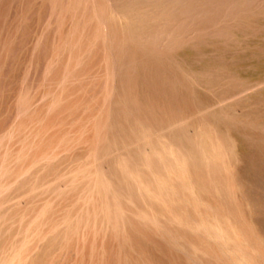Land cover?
Returning <instances> with one entry per match:
<instances>
[{
	"label": "rangeland",
	"instance_id": "1",
	"mask_svg": "<svg viewBox=\"0 0 264 264\" xmlns=\"http://www.w3.org/2000/svg\"><path fill=\"white\" fill-rule=\"evenodd\" d=\"M152 1L0 0V264H264V0Z\"/></svg>",
	"mask_w": 264,
	"mask_h": 264
},
{
	"label": "bare ground",
	"instance_id": "2",
	"mask_svg": "<svg viewBox=\"0 0 264 264\" xmlns=\"http://www.w3.org/2000/svg\"><path fill=\"white\" fill-rule=\"evenodd\" d=\"M94 1V0H93ZM127 1V0H126ZM136 1V0H135ZM148 1V0H147ZM158 1V0H157ZM162 1V0H161ZM170 1H172V0H170ZM180 1V0H179ZM186 1H188V0H186ZM194 1V0H193ZM198 1V0H197ZM206 1H210V0H206ZM213 1V0H212ZM215 1V0H214ZM228 1V0H227ZM226 1V2H227ZM242 1V0H241ZM240 1V2H241ZM243 1H245V0H243ZM248 1H250V0H248ZM252 1V0H251ZM259 1V0H258ZM110 2V1H109ZM108 2V3H109ZM130 2V1H129ZM152 2H155V0H153ZM159 2H160V0H159ZM163 2L166 4L167 2H165L164 0H163ZM181 2V1H180ZM194 2H196V1H194ZM200 2V1H199ZM224 2V1H223ZM247 2V1H246ZM114 3V2H113ZM141 3V2H140ZM143 3H147V2H143ZM161 3V2H160ZM163 3V4H164ZM169 3V2H168ZM173 3V2H172ZM171 3V4H172ZM182 3V2H181ZM185 3V2H184ZM197 3V2H196ZM195 3V4H196ZM210 3V2H209ZM215 3V2H214ZM213 3V4H214ZM219 3H220V0H219ZM228 3H229V1H228ZM233 4H235L234 2H232ZM250 3V2H249ZM251 3H253V2H251ZM264 3V2H263ZM120 4V3H119ZM148 4V3H147ZM150 4H152L151 2H150ZM149 4V5H150ZM157 4V3H156ZM190 4V3H189ZM202 4V3H201ZM204 4H206V2L204 3ZM212 4V3H211ZM211 4H209V6L211 5ZM222 4H224V3H222ZM221 3L220 4H216L217 6H219V5H222ZM232 4V5H233ZM247 4V3H246ZM256 4V3H255ZM115 5V4H114ZM141 5V4H140ZM168 5V4H167ZM173 5V4H172ZM177 5V4H176ZM183 5V4H182ZM198 5V4H197ZM196 5V6H197ZM227 5V4H226ZM225 5V7H228L229 5H227L226 6ZM238 5V4H237ZM250 5V4H249ZM78 6V5H77ZM85 6H87L86 5V3H85ZM95 6V5H94ZM109 6H110V4H109ZM174 6V5H173ZM205 6V5H204ZM206 6H207V4H206ZM213 6V5H212ZM215 6V5H214ZM230 6H231V4H230ZM230 6L228 7V9L230 8ZM234 6V5H233ZM240 6H241V4H240ZM243 6V5H242ZM241 6V7H242ZM251 6H255V5H252L251 4ZM112 7V6H111ZM116 7V6H115ZM141 7H143V6H141ZM165 7H166V5H165ZM177 7V6H176ZM184 6H182V8H183ZM186 7V6H185ZM208 7V6H207ZM206 7V8H207ZM216 7V6H215ZM221 7V6H220ZM223 7V8H222ZM221 8L222 9H224V5L222 6ZM113 8V7H112ZM111 8V9H112ZM158 8V7H157ZM190 8V7H189ZM198 7H196V9H197ZM205 7H203V9H204ZM234 9H235V7H233ZM232 8V9H233ZM237 8V7H236ZM240 8V7H239ZM238 8V9H239ZM118 9V8H117ZM166 9V8H165ZM172 9V8H171ZM176 9V8H175ZM186 9V8H185ZM195 9V10H196ZM200 10L202 9V7H200L199 8ZM198 9V10H199ZM211 9V8H210ZM227 9V10H228ZM231 9V8H230ZM229 9V10H230ZM245 8H243V10H244ZM187 10H189V9H187ZM194 9H193V13H194V11H195ZM198 10H196L197 12H198ZM206 11L208 10V9H205ZM215 9L213 8L212 9V11H214ZM217 10H218V8H217ZM221 10V9H220ZM241 10V9H240ZM247 10V9H246ZM91 11V10H90ZM95 11V10H94ZM118 11V10H117ZM157 11V10H156ZM161 11V10H160ZM202 11V10H201ZM204 11V10H203ZM203 11H202V13H203ZM206 11H204V14L206 15ZM210 11V10H209ZM216 11V10H215ZM224 11H225V9H224ZM233 11V10H232ZM236 11V10H235ZM134 12V11H133ZM186 12H188V11H186ZM200 12V11H199ZM218 12H219V10H218ZM227 12V11H226ZM243 12V11H242ZM61 13V12H60ZM116 13V12H115ZM130 13V12H129ZM143 13V12H142ZM171 13V12H170ZM173 13V12H172ZM171 13V14H172ZM183 13V12H182ZM213 12H210V14H208V12H207V15H209V17H210V15L212 14ZM220 13V12H219ZM223 13V12H222ZM221 13V14H222ZM228 13H232V12H228ZM234 13V12H233ZM233 13H232V15H233ZM240 13V12H239ZM95 14H97V13H95ZM108 14V13H107ZM148 14V13H147ZM154 14V13H153ZM184 14V13H183ZM186 14V13H185ZM191 14H192V12H191ZM196 14V13H195ZM200 14V13H199ZM204 14H202V16L204 15ZM216 14H218V13H216ZM226 14V13H225ZM116 15V14H115ZM124 15V14H123ZM131 15V14H130ZM139 15V14H138ZM166 15V14H165ZM206 15V16H207ZM214 16H215V13L213 14ZM223 15V14H222ZM222 15H221V17H222ZM227 15V14H226ZM231 15V14H230ZM229 15V16H230ZM231 15V16H232ZM120 16V15H119ZM118 16V17H119ZM146 16V15H145ZM155 16V15H154ZM162 16H164L163 14H162ZM170 16V15H169ZM176 16V15H175ZM183 16V15H182ZM194 17H196V15H193ZM193 16H191L190 18H192ZM200 17H201V14L199 15ZM199 16H198V19H199ZM97 17V16H96ZM121 17V16H120ZM119 17V18H120ZM151 17V16H150ZM179 17V16H178ZM183 17H185V16H183ZM204 17V16H203ZM216 17H217V15H216ZM220 17V19H222V18H224V15H223V17L221 18ZM228 17V16H227ZM118 18V19H119ZM146 18H148V17H146ZM162 18V17H161ZM187 18H188V16H187ZM205 18H207V17H205ZM204 18V19H205ZM83 19V18H82ZM96 19H98V18H96ZM103 19V18H102ZM113 19V18H112ZM125 19V18H124ZM139 19L141 20V18L139 17ZM138 19V20H139ZM152 19H153V17H152ZM179 19V18H178ZM189 19V18H188ZM225 19H226V17H225ZM224 19V20H225ZM228 19H229V17H228ZM135 20V19H134ZM139 20V21H140ZM155 20V19H154ZM153 20V21H154ZM170 20V19H169ZM197 20V19H196ZM200 20L202 21V19L200 18L198 21L200 22ZM206 20V19H205ZM211 20H212V18H211ZM97 21H99V20H97ZM102 20H100L99 21V23L101 22ZM120 21V20H119ZM125 21H126V19H125ZM128 21V20H127ZM156 21V20H155ZM175 21V20H174ZM189 21V20H188ZM192 21V20H191ZM208 21H210V19L208 20ZM215 21V20H214ZM217 21V20H216ZM226 21H227V19H226ZM133 22V21H132ZM142 22V21H141ZM212 23H213V20L211 21ZM218 22H219V20H218ZM223 22V21H222ZM221 22V23H222ZM102 23V22H101ZM104 23V22H103ZM129 23V22H128ZM137 23V22H136ZM147 23V22H146ZM170 23V22H169ZM190 23H194L193 21L192 22H190ZM205 23V22H204ZM212 23H210V24H212ZM220 23V24H221ZM155 24V23H154ZM177 24V23H176ZM199 24V23H198ZM214 24V23H213ZM226 24V23H225ZM107 25H108V22H107ZM129 25V24H128ZM145 25V24H144ZM151 25V24H150ZM161 25H163V24H161ZM160 25V26H161ZM174 25V24H173ZM187 25V24H186ZM185 25V26H186ZM191 25V24H190ZM189 25V26H190ZM193 25H195V24H193ZM202 25H204V24H202ZM202 25H199V26H202ZM208 25V24H207ZM219 25V24H218ZM101 26H103V24L101 25ZM106 26V25H105ZM177 26V25H176ZM184 26V25H183ZM197 26V25H196ZM209 26V25H208ZM212 26H216V23H215V25H212ZM221 26V25H220ZM223 26V25H222ZM171 27V26H170ZM172 27H174V26H172ZM217 27V26H216ZM215 27V28H216ZM219 27V26H218ZM107 28V27H106ZM127 28H128V26H127ZM155 28H157L156 26H155ZM184 28V27H183ZM182 28V29H183ZM193 32H192V34L194 33V30H195V26H193ZM211 28V27H210ZM214 28V29H215ZM226 28V27H225ZM132 29V28H131ZM151 29V28H150ZM162 29H163V27H162ZM166 29V28H165ZM185 29V28H184ZM183 29V30H184ZM188 29V28H187ZM189 29H192V28H189ZM197 29V28H196ZM219 29V28H218ZM221 29V28H220ZM104 30H105V28H104ZM146 30H149V28L147 29L146 28ZM166 30H168V28L166 29ZM164 31V32H167V31ZM186 30V29H185ZM188 31V30H187ZM202 31V30H201ZM210 31H211V29H210ZM132 32V31H131ZM140 33L142 32V31H139ZM152 31H150V34H149V36L151 35V34H153V32L151 33ZM154 32H156V31H154ZM159 32V31H158ZM158 32H157V34H158ZM163 33V32H162ZM187 33V32H186ZM186 33H184V34H186ZM128 34H130V33H128ZM133 34V33H132ZM132 34H130V35H132ZM137 34V33H136ZM147 34V33H146ZM165 34V33H164ZM163 34V36H165ZM173 34V33H172ZM188 34V33H187ZM186 34V35H187ZM212 34V33H211ZM107 35V34H106ZM142 36V35H141ZM167 36V35H166ZM171 36H173L174 37V35H171ZM179 36V35H178ZM177 36V37H178ZM185 36V35H184ZM211 36V35H210ZM110 37V36H109ZM137 37V36H136ZM148 37V36H147ZM151 37V36H150ZM129 38H133V37H129ZM140 38V37H139ZM161 38V37H160ZM170 37H169V35H168V39H169ZM180 38V37H179ZM195 38V37H194ZM124 39H125V37H124ZM142 39V38H141ZM148 39V38H147ZM150 39V38H149ZM148 39V40H149ZM155 40H158V39H156V38H154ZM164 39V38H163ZM175 39V38H174ZM126 40V39H125ZM145 40H146V37H145ZM145 40L143 41V46L142 47H144V42H145ZM150 40H152V39H150ZM155 40H154V43H155ZM161 41H162V38L160 39ZM159 40V41H160ZM170 40V39H169ZM177 40V39H176ZM179 40V39H178ZM135 41H137V39L135 40ZM135 41L133 42V43H135ZM138 41H140V40H138ZM137 41V42H138ZM165 41V40H164ZM174 41V40H173ZM80 42V41H79ZM105 43H107L106 41H104ZM128 42H129V40H128ZM142 42V41H141ZM146 42H149V41H146ZM153 42V41H152ZM172 42V41H171ZM150 44H151V41L149 42ZM162 43H163V41H162ZM162 43H161V45H162ZM140 44V43H139ZM148 44V43H147ZM174 44V43H173ZM156 45H158V43L156 42ZM159 45H160V43H159ZM158 45V46H159ZM160 45V46H161ZM166 45V44H165ZM171 45V44H170ZM177 45V44H176ZM175 45V46H176ZM139 46V45H138ZM154 46H155V44H154ZM173 46V45H172ZM105 47L107 48V46L105 45ZM150 47V46H149ZM112 48H113V46L111 47V50H112ZM145 48V47H144ZM151 48V47H150ZM155 49H156V46L154 47ZM167 48V47H166ZM169 48V47H168ZM174 48V47H173ZM108 49V48H107ZM158 50H159V47H158ZM169 50H171L170 48L168 49V51ZM109 51V50H108ZM147 51V50H146ZM154 51V50H153ZM165 51V50H164ZM110 53L112 52V51H109ZM155 52V51H154ZM156 52H157V50H156ZM162 52V51H161ZM113 53V52H112ZM148 53H150V51L148 52ZM158 54H159V51H158ZM112 55V54H111ZM151 55V54H150ZM157 55V54H156ZM160 55V54H159ZM69 57H70V55H69ZM112 57H113V55H112ZM150 57V56H149ZM70 59V58H69ZM166 59H168L167 57H166ZM113 63V62H112ZM108 64V63H107ZM114 64H115V61H114ZM117 64V63H116ZM128 65V64H127ZM130 65V64H129ZM80 66V65H79ZM116 66H114V68H115ZM106 68H107V66H106ZM117 68V67H116ZM115 68V69H116ZM121 67L119 66V69H120ZM76 70V69H75ZM74 70V71H75ZM66 71V70H65ZM116 71V70H115ZM113 73H114V70H113ZM116 73V72H115ZM181 75V74H180ZM112 76H113V74H112ZM115 76V75H114ZM113 76V77H114ZM108 78V77H107ZM65 81V80H64ZM112 81H116V80H114V79H112ZM64 83V82H63ZM108 83V82H107ZM108 85V84H107ZM60 86V85H59ZM116 85H115V83H114V88H116L115 87ZM171 86V85H170ZM195 86V85H194ZM61 87H63L62 85H61ZM58 88H60V87H58ZM254 90V89H253ZM246 91V90H245ZM255 91V90H254ZM253 91V92H254ZM114 93H115V91H113ZM210 92V91H209ZM246 93V92H245ZM250 93H251V91H250ZM56 94V93H55ZM214 94V93H213ZM112 99V98H111ZM233 99H234V97H233ZM241 99V98H240ZM43 100V99H42ZM108 100V99H107ZM216 100V99H215ZM238 100V99H237ZM113 101V100H112ZM237 102V101H236ZM41 103V102H40ZM112 103V102H111ZM227 103V102H226ZM157 104V103H156ZM223 105V104H222ZM216 108V107H215ZM51 110V109H50ZM211 110V109H210ZM219 110H220V108H219ZM22 111V110H21ZM19 113V112H18ZM50 113V112H49ZM48 113V114H49ZM199 115V114H198ZM203 115V114H202ZM24 116V115H23ZM222 116V115H221ZM133 117V116H132ZM110 119V118H109ZM186 124V123H185ZM15 125V124H14ZM110 125V124H109ZM181 125V124H180ZM241 125V124H240ZM99 126H101V125H99ZM98 126V127H99ZM142 126V125H141ZM109 127V126H108ZM103 128V127H102ZM176 128V127H175ZM179 128V127H178ZM170 129V128H169ZM174 129V128H173ZM253 129V128H252ZM112 130V129H111ZM171 130V129H170ZM96 131V130H95ZM169 131V130H168ZM264 131V130H263ZM134 132V131H133ZM165 132H167V131H165ZM185 132V131H184ZM103 133V132H102ZM164 133V132H163ZM162 133V134H163ZM12 135H13V133H12ZM11 135V136H12ZM139 135V134H138ZM142 135V134H141ZM11 136H9V137H11ZM150 137V136H149ZM9 139V138H8ZM13 139V138H12ZM127 139V138H126ZM100 140V139H99ZM143 140V139H142ZM141 140V141H142ZM164 140V139H163ZM128 141V140H127ZM150 141V140H149ZM158 141V140H157ZM100 142V141H99ZM190 142V144H191V142L192 141H189ZM35 143V142H34ZM144 143V142H143ZM159 143V142H158ZM199 143L201 144V145H203V148L204 149H209V150H207V153L205 154L206 156H207V159H210V160H213L214 158H216V156H215V154L213 153V151L215 150V147H210L209 148V146L207 147L206 146V142L203 140V139H201V137H199ZM99 144V143H98ZM116 144V143H115ZM139 144V143H138ZM205 145V146H204ZM1 146V145H0ZM191 146H193V145H191ZM100 147V146H99ZM171 147V146H170ZM195 147V146H194ZM109 148V147H108ZM139 148V147H138ZM137 148V149H138ZM115 149V148H114ZM182 149V148H181ZM197 148H195V150H196ZM200 149V148H199ZM116 150V149H115ZM118 150V149H117ZM169 150V149H168ZM171 150H172V148H171ZM1 151V150H0ZM155 151V150H154ZM173 151V150H172ZM199 151V150H198ZM210 151V152H209ZM11 152V151H10ZM21 152V151H20ZM23 152V151H22ZM56 152V151H55ZM97 152V151H96ZM170 153V152H169ZM181 153V152H180ZM204 153V152H203ZM203 153H202V156H203ZM120 154V153H119ZM129 154V153H128ZM153 154V153H152ZM155 155V154H154ZM162 155H164V154H162ZM171 155V154H170ZM188 155V154H187ZM4 156V155H3ZM148 156V155H147ZM157 156V155H156ZM173 156V155H172ZM158 157V156H157ZM162 157V156H161ZM169 157V156H168ZM107 158V157H106ZM146 158H148V157H146ZM155 158V157H154ZM167 158V157H166ZM181 158H182V156H181ZM180 157L179 158H176L175 159V163L177 162V161H179L180 162V164H181V167H182V169L181 170H183L184 172L186 171H188V173H190V175H196V172L195 171H192V170H187L186 169V167H184V166H187V164H188V162H183V160L181 159ZM187 158V157H186ZM192 158V157H191ZM50 159V158H49ZM88 159V158H87ZM8 160V159H7ZM19 160V159H18ZM56 160V159H55ZM97 160V159H96ZM105 160V159H104ZM171 160V159H170ZM192 160V159H191ZM10 161H12V160H10ZM20 161V160H19ZM45 161H47V160H45ZM133 161V160H132ZM146 161V163H147V160H145ZM160 161V160H159ZM161 161H162V159H161ZM203 161V160H202ZM4 162V161H3ZM151 162V161H150ZM44 163V162H43ZM126 163V162H125ZM130 163V162H129ZM128 163V164H129ZM162 163V162H161ZM3 164V163H2ZM14 164V163H13ZM132 164V163H131ZM5 164H3V166H4ZM183 165V166H182ZM128 166V165H127ZM147 166V165H146ZM176 166H179V165H177V163H176ZM149 167H150V164H149ZM163 167V166H162ZM105 168H106V166H105ZM165 168V167H164ZM179 168V167H178ZM133 169V168H132ZM141 169V168H140ZM148 169V168H147ZM219 168L216 166V165H213V168L212 167H209V171L212 173V175H213V178H216V173H217V171H219L218 170ZM128 170V169H127ZM165 170V169H164ZM222 170V169H221ZM150 171V173H151V170H149ZM182 171V173L184 174V172ZM103 172V171H102ZM128 172V171H127ZM186 172H185V174H186ZM57 173V172H56ZM104 173H105V171H104ZM106 173H107V171H106ZM108 173H109V171H108ZM139 173V172H138ZM58 174V173H57ZM126 174V173H125ZM128 174V173H127ZM104 175V174H103ZM103 175H101V176H103ZM153 175V174H152ZM230 175V174H229ZM138 176V175H137ZM104 178H105V176H103ZM129 177V176H128ZM130 178V177H129ZM138 178V177H137ZM154 178V177H153ZM28 179V178H27ZM59 179V178H58ZM132 180V179H131ZM158 180V179H157ZM135 182V181H134ZM137 182V181H136ZM73 183V182H72ZM107 183V182H106ZM141 183V182H140ZM104 184V183H103ZM34 185V184H33ZM108 185V187H109V184H107ZM158 185V184H157ZM159 186V185H158ZM215 186V185H214ZM75 187V186H74ZM104 187V186H103ZM167 187V186H166ZM160 188V187H159ZM165 188V187H164ZM163 188V189H164ZM256 188V187H255ZM10 189V188H9ZM9 189H8V191H9ZM134 189H136V188H134ZM138 189V188H137ZM186 189V188H185ZM262 189V188H261ZM106 190H107V188H106ZM111 190H113V189H111ZM140 190V189H139ZM171 190V189H170ZM168 191V190H167ZM173 191V190H172ZM189 191V190H188ZM214 191H219V188L218 187H215L214 188ZM7 192V191H6ZM105 192V191H104ZM169 192V191H168ZM263 192V191H262ZM109 194H110V192H108ZM129 193V192H128ZM148 193V192H147ZM139 194H140V192H139ZM171 194H172V192H171ZM193 194V193H192ZM1 195V194H0ZM96 195H98V194H96ZM107 196V195H106ZM179 196V195H178ZM194 197V196H193ZM113 198V197H112ZM196 200V199H195ZM198 200V199H197ZM101 201V200H100ZM157 202H159V201H157ZM115 203V202H114ZM199 203V202H198ZM118 204V203H117ZM103 205V204H102ZM115 205H116V203H115ZM167 205V204H166ZM185 205V204H184ZM198 206V205H197ZM134 207V206H133ZM112 208V207H111ZM118 208V207H117ZM113 209V208H112ZM121 209V208H120ZM149 209V208H148ZM211 209V208H210ZM115 210H117L116 208H115ZM114 210V211H115ZM213 211V210H212ZM117 212H119V211H117ZM116 212V213H117ZM120 212H123V211H120ZM119 212V213H120ZM214 212V211H213ZM124 213H126V212H124ZM118 216V215H117ZM125 216V215H124ZM132 216V215H131ZM144 216V215H143ZM195 216V215H194ZM3 217V216H2ZM134 217V216H133ZM110 218V217H109ZM117 218V217H116ZM154 219V218H153ZM192 219V218H191ZM118 220V219H117ZM179 220V219H178ZM123 221V220H122ZM142 221V220H141ZM231 221L233 222V219L232 220H230V217L228 218V221L227 222H224L221 218H220V216H217V218H215V219H209L207 222H206V224H205V230H206V234H208L211 238H214V239H223V241L225 240L228 244H230V245H233L234 247H236V231L231 227ZM176 222V221H175ZM182 222V221H181ZM235 222V221H234ZM152 223V222H151ZM236 223V222H235ZM155 224H157V223H155ZM197 224V223H196ZM229 224V225H228ZM149 225V224H148ZM124 226V225H123ZM198 226V225H197ZM179 228V227H178ZM198 228V227H197ZM163 229V228H162ZM172 232V231H171ZM170 233V232H169ZM196 234H197V231H196ZM201 236V235H200ZM204 236V235H203ZM58 239V238H57ZM62 238H60V240H61ZM66 239V238H65ZM198 239H200V238H198ZM118 240V239H117ZM174 240V239H173ZM64 241V240H63ZM215 242H216V240H214ZM218 242V241H217ZM226 242H224L225 244H226ZM177 243V242H176ZM175 243V244H176ZM185 244V243H184ZM219 244H220V242H219ZM168 245V244H167ZM179 245V244H178ZM23 246V245H22ZM21 246V247H22ZM223 247V246H222ZM245 245L243 246L241 243H239V248H240V250H241V252L240 253H242V256H243V259L245 260V261H248V260H250V258H249V254L245 251ZM182 248V247H181ZM224 248V247H223ZM236 248H238V247H236ZM219 250H220V248H218ZM224 249H226V247L224 248ZM21 250V249H20ZM227 250V249H226ZM23 251V250H22ZM228 251V250H227ZM176 252V251H175ZM182 252V251H181ZM221 252V251H220ZM232 252V251H231ZM178 253H180V252H178ZM186 253V252H185ZM226 253V252H225ZM183 254V253H182ZM224 256H226V254H224V253H222ZM184 256H186V255H184ZM188 257V256H187ZM189 258V257H188ZM197 258V257H196ZM249 258V259H248ZM242 259V258H241ZM189 260V259H188ZM191 260V259H190ZM199 260V259H198ZM242 261V260H241ZM244 261V262H245ZM192 263H193V261H191ZM232 262V261H231ZM194 263H196V262H194ZM208 263V262H207ZM236 263V262H235ZM8 264V263H7ZM199 264V263H198ZM242 264H244V263H242Z\"/></svg>",
	"mask_w": 264,
	"mask_h": 264
}]
</instances>
